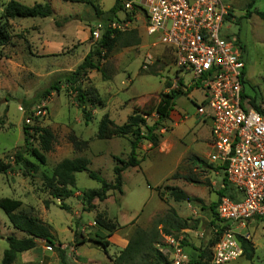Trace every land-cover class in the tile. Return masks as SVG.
Returning <instances> with one entry per match:
<instances>
[{"label":"rangeland","instance_id":"rangeland-1","mask_svg":"<svg viewBox=\"0 0 264 264\" xmlns=\"http://www.w3.org/2000/svg\"><path fill=\"white\" fill-rule=\"evenodd\" d=\"M8 1L0 0V27H3L10 37L8 44L0 46V161L14 165L15 169L8 173H0V198L21 200L20 210L33 214L51 225L54 240L67 248L68 260L71 263L112 264L108 256L109 251H114L116 235L129 233L131 238L136 227L150 229L156 220L166 216L170 208L176 209L179 215L189 219L192 226H195L193 229L199 231L194 234L188 232L180 243L187 249L189 247L188 251L190 248L197 249L198 254L201 253V249H209L217 235L215 218L208 206L212 200L213 202L218 200L216 193L225 178V172L210 166L211 162L205 152L209 150L207 148L203 153L198 152L199 154L191 150L182 152L185 145L192 144L193 134L186 137L180 134L179 129L172 131L171 122H165L167 129H159L163 137L158 147L152 148L148 141L140 144L138 156L141 163L139 168H135L138 170L129 167L123 172V193L111 191L105 201L95 199L93 201L95 208L92 210H88L83 192L87 189L100 188L101 183L92 179L88 171L76 174V186L71 188L73 194L65 200L68 209L60 207V200L50 194L47 184L59 162L65 158L78 156H85L90 160V171H96L107 181L113 182V169L118 163L115 158L128 159L131 151L130 140L133 136L98 139L100 120L108 113L115 123L123 124L132 113L139 111L145 114L149 124H153L158 119L155 108L161 93L175 88V81L180 83L182 80L185 83L183 91L186 94L176 99L174 109L179 111L183 118L188 116L189 122L196 123L199 117L197 104L206 94L201 87L189 86L193 74L179 70L175 65L173 50L145 34L144 17L140 15L134 23V29H137L140 37L138 44L129 47L117 45L105 58L94 56L96 68L82 74L73 85L61 78L60 90H54L51 95L44 96L43 92L58 81L61 74L75 71L87 53L97 44L90 36V31L98 20L92 15L94 7L87 2L19 0L28 5L50 4L55 16L6 19L3 14ZM114 1L104 0L105 7L109 10ZM222 2L232 9V22L229 25L231 28L226 29L228 25L225 24L226 33L238 38L244 46L242 51L248 67L247 92L258 95L259 104L262 105L264 20L257 11L264 10V0ZM251 2L252 6H249ZM247 10L252 11L249 17ZM120 15L123 17L122 13ZM64 18L68 21L58 26L55 19L62 21ZM83 31L87 32V38H82ZM76 86L83 90L95 88L102 99V104L88 102V109L92 113V119L88 124L76 100L77 94L74 90ZM42 106L47 108L48 114L38 117L35 111ZM30 116L34 118L28 123L26 119ZM25 125L46 127L54 132L51 150L48 152L41 150L46 157L45 163L40 162L32 154L33 148H41L37 136L26 144ZM74 141H88V144L78 148ZM170 144L172 146H169ZM17 153H22L26 159L37 164V171L28 176L23 175L22 166L16 165L15 162ZM192 155L205 160L206 164L191 160ZM181 157L180 165L175 168L173 160ZM211 165L214 166L213 163ZM214 170H220L221 173L219 183L215 184L212 183L217 180L212 175ZM175 174L178 175L175 177ZM185 177H190L193 181ZM167 185L183 188L197 198L204 196V191L205 202L203 200L176 202L170 196ZM156 187H159V193ZM233 192L234 189L230 187L227 193ZM202 205L207 209L204 211L207 219L197 215ZM100 212L106 213L112 222L117 220L125 222L141 214L138 224L134 225V222H131L124 226L121 233L117 232L119 228L114 232L115 235L107 238L113 243L108 254L89 240L94 238L96 233L107 235V232L95 222ZM248 232L255 247L253 259L248 260L243 255L237 260L222 264H264V220L252 221L248 226ZM0 233L2 264L4 252L9 246L7 236L14 234L23 237L25 234L11 225L1 208ZM175 234L173 235L175 238L179 237V234ZM83 240L86 242L77 245ZM161 241L162 251L172 261L174 244L170 243L166 236ZM41 243L44 244H39L31 251L19 253L13 264H58L60 259L56 251L49 248L45 242ZM189 254L192 256L196 253L191 251Z\"/></svg>","mask_w":264,"mask_h":264},{"label":"built area","instance_id":"built-area-1","mask_svg":"<svg viewBox=\"0 0 264 264\" xmlns=\"http://www.w3.org/2000/svg\"><path fill=\"white\" fill-rule=\"evenodd\" d=\"M123 7L118 17L97 20L90 36L97 41L107 28L132 30L143 15L145 34L171 48L177 68L193 74L189 86L205 91L197 114L212 121L207 158L224 167L234 187V198L223 196L217 207L218 239L209 264L237 260L244 254L239 236L250 239L249 224L264 220V103L258 109L243 98L247 63L238 38L226 33L232 9L222 0H127ZM184 85L175 81L174 87L183 90ZM47 114L45 106L35 111L38 117ZM26 121L31 123L32 116ZM188 231L166 236L175 248L171 264H189L180 243Z\"/></svg>","mask_w":264,"mask_h":264},{"label":"trees","instance_id":"trees-1","mask_svg":"<svg viewBox=\"0 0 264 264\" xmlns=\"http://www.w3.org/2000/svg\"><path fill=\"white\" fill-rule=\"evenodd\" d=\"M72 2H87L90 3L95 10V18L103 21H110L118 17V13L124 10L123 0H115V4L109 10H103L101 6L90 0H65ZM252 6V2L249 3ZM53 8L50 4L35 3L33 5L24 4L19 0H9L4 6L3 16L6 19L15 18H27V17H40L45 18L52 16ZM252 11L247 10V17L251 16ZM257 14L262 20H264V10L257 11ZM128 15H130L128 13ZM232 16V14L230 15ZM231 17H228L230 19ZM68 19L64 18L62 21L55 19L58 26L67 22ZM93 39V37H91ZM10 41L9 34L5 31L3 27H0V46L8 44ZM97 44L93 49H91L85 56L83 62L77 67L75 71H68L60 75V79L50 85L44 92V96H49L54 90H60L59 83L61 78L66 82L76 84L82 74L87 71L96 68V64L93 61L94 56L99 58H105L117 45L122 47H129L136 45L140 42V37L137 29H132L126 32H121L119 30H112L107 28L102 37L98 39ZM242 50L244 51V46L238 40ZM246 60V59H245ZM247 63V62H246ZM248 68V67H247ZM247 68L245 73L247 75ZM247 76L245 79L243 98L249 99V104L255 108L260 109V100L258 95H252L247 92ZM184 82L180 80L182 85ZM170 86V85H169ZM190 89V88H189ZM76 92V100L83 112V116L86 124L92 119V113L88 109V102L90 104H102V99L97 94L96 89L83 90L81 87H74ZM185 91L178 88H173L168 92H163L160 95L159 102L155 108V112L158 115V119L153 123L149 124L145 114L135 111L123 124L115 123L108 113L104 114L100 120L97 138L104 140L113 137H123L132 135L133 138L130 140L131 151L127 160L121 158H115L118 162L114 171V181L109 182L104 177H102L96 171L89 170L90 160L85 156H78L75 158H65L59 162L53 170L52 177L48 178V187L50 189V194L60 200V207L63 209H68L65 200L72 196L73 191L71 188L76 186L77 178L76 174L83 171H88L89 176L101 183L100 188L87 189L84 193V198L88 204V210L95 208L93 201L98 199L99 201H105L108 199L111 191H118L123 193L124 177L123 172L129 167L139 166L141 159L138 156V150L140 144L143 141H148L152 148H156L160 145L163 134L159 132V129L167 127L165 122L170 119V114L174 109L176 104V99L180 96L185 95ZM34 118V117H33ZM32 118V119H33ZM25 142L30 143L31 138L37 136L40 144L39 148H33L32 154L42 163L46 162V157L44 152H48L52 148V142L55 138L54 132L46 127H40L36 125H25L24 126ZM76 147H81L82 145H87L88 141H74ZM191 160L205 163L206 161L192 155ZM16 165H20L23 168V175L28 176L32 172L37 171L38 165L32 161L26 159L22 153H17L16 155ZM212 164V163H211ZM213 168H220L224 171V167H220L214 164L211 165ZM15 169L14 165L4 164L0 161V173H8ZM178 174H175V177ZM189 181H193L190 177H185ZM227 175L225 173V178L223 179V187L217 191L218 200L212 202L208 208L214 215V224L218 225L219 216L217 212L218 204L223 196H230L234 198L233 193L228 194L229 188L234 187L228 182ZM230 186V187H229ZM169 191L170 196L176 202L187 201L202 202V199L190 196L180 187L176 186H166ZM156 191L159 193V187H156ZM161 195V194H160ZM22 206V201L19 199H13L10 197L0 198V208L7 215L11 225L17 230L23 232L25 235L23 237H17L12 234L7 236L8 248L5 250L2 264H13L17 259L19 253H24L31 251L36 248L41 242L54 249L60 259L61 264H77L71 263L68 260L67 248L62 247V243L56 242L54 240V234L52 232L51 225L42 221L39 217L20 210ZM205 208L204 205H202ZM96 224L107 232L106 236L96 233L94 238H90L96 246L104 249L105 253L108 254L109 246L111 242L107 239L114 234V232L120 228L117 222H112L108 219L106 213L100 212L95 218ZM195 226L189 222V219L181 217L177 210L170 208L166 216L162 219L156 220L153 227L150 229H143L141 227H136L133 231L131 238L129 239L128 245L122 249L117 256L114 257V264H171L168 256L162 251L161 246L162 238L167 235L175 236L177 233L180 234L182 230L186 228H194ZM1 236V233H0ZM218 236L211 242L210 247L212 248L214 243L217 241ZM241 241L244 256L248 260H252L254 257L255 247L250 239L239 236ZM82 242V243H81ZM79 244H83L86 240L81 241ZM201 249V253L197 254L196 257L193 256L190 259L189 264H209L212 257V249ZM205 261V262H202ZM84 264H97L94 262H85Z\"/></svg>","mask_w":264,"mask_h":264},{"label":"crops","instance_id":"crops-1","mask_svg":"<svg viewBox=\"0 0 264 264\" xmlns=\"http://www.w3.org/2000/svg\"><path fill=\"white\" fill-rule=\"evenodd\" d=\"M91 1V0H90ZM92 2L94 3H97L101 6V8L103 10H108L105 5H104V0H98V2H95L92 0ZM115 4V1L110 5L111 7H113V5ZM91 14V13H90ZM92 15H95V11L94 13H92ZM83 37H88V34L86 31H83V35H82V38ZM194 87V86H193ZM190 88V87H189ZM193 88H191V93H193ZM190 121V118L188 116H185L184 118L182 117V114H180L179 111H177L176 109H173L171 114H170V119L167 121V123L171 122V129L172 131L173 130H178L180 131V134H183L184 136L188 137L189 135L193 134L192 136V144H188V145H185V147L183 148L182 152L186 153L188 152L189 150L199 154V153H203L204 150L207 148L210 150V140H211V128H212V121L210 118H203V117H198L196 123H191L189 122ZM200 122V123H197V122ZM198 128V129H196ZM198 130V131H197ZM196 131V132H194ZM198 139V140H197ZM169 146H172V144H170ZM188 146V147H186ZM209 150H206L205 152L208 154ZM168 150L166 149L165 150V153H167ZM199 152V153H198ZM181 156H183V154L181 153ZM182 161V157L180 159H176V160H173V164H175V168H177L180 163ZM134 170H138V169H135V168H139V166H136V167H132ZM172 172V171H171ZM171 172L169 174H171ZM212 175L213 177L217 178L216 181H213L212 183L215 184V183H219V180L221 179V173H220V170H214L212 171ZM168 174V175H169ZM167 177V176H166ZM223 187V182L222 184L220 185L219 189ZM183 189V188H181ZM218 189V190H219ZM184 190V189H183ZM185 191V190H184ZM187 192V191H185ZM204 196H199V198H201L203 201L205 200V194L206 192H204ZM216 193V192H214ZM217 194V193H216ZM190 195V194H189ZM218 195V194H217ZM190 196H193V195H190ZM196 197V196H194ZM210 198V197H209ZM214 200H212L213 202ZM205 202V201H204ZM207 210L206 208H203L201 207L200 209V212L197 213V215L199 217H203V218H206L204 216V211ZM178 212V211H177ZM206 212V211H205ZM179 214V213H178ZM140 216L141 214H139V216H137L136 218H129V220H126L125 222H119V225H120V229L117 231V232H122L124 226H126L127 224L131 223V222H134V225L138 224L139 221H140ZM181 216V215H180ZM182 217V216H181ZM207 219V218H206ZM187 230H189L188 232H192L191 234H194L195 232H199V231H195L193 228H186ZM186 232L185 233V237H186V234L188 233ZM118 234V233H116ZM115 235V234H114ZM192 236V235H191ZM117 239L114 241L116 242V245L114 246V251L110 252L109 251V255L108 258L110 260V263L114 264V257L116 255L119 254V252L124 249L128 243H129V239H130V234L129 233H126V234H120V235H116ZM194 238V237H192ZM112 243V241H110ZM113 244V243H112ZM111 244V245H112ZM113 246V245H112ZM64 247V246H63ZM110 247V246H109ZM116 250V252H115ZM184 250L186 253H188L189 256H191L189 253L191 251H194L196 254L195 255H192L190 257V259L193 257V256H196L198 254V250L197 249H194V248H190V251L189 250V247L188 249L184 246ZM117 253V254H116ZM116 254V255H115ZM58 264H61V262H57ZM77 263V262H76ZM78 264V263H77ZM191 264H197V263H191Z\"/></svg>","mask_w":264,"mask_h":264},{"label":"water","instance_id":"water-1","mask_svg":"<svg viewBox=\"0 0 264 264\" xmlns=\"http://www.w3.org/2000/svg\"><path fill=\"white\" fill-rule=\"evenodd\" d=\"M55 15H54V13L52 14V17H54ZM41 244H44V243H41Z\"/></svg>","mask_w":264,"mask_h":264},{"label":"bare ground","instance_id":"bare-ground-1","mask_svg":"<svg viewBox=\"0 0 264 264\" xmlns=\"http://www.w3.org/2000/svg\"><path fill=\"white\" fill-rule=\"evenodd\" d=\"M212 249V248H211ZM244 255V254H243Z\"/></svg>","mask_w":264,"mask_h":264}]
</instances>
